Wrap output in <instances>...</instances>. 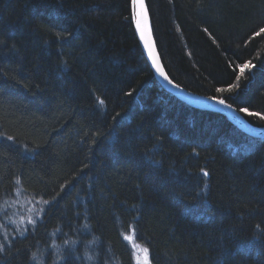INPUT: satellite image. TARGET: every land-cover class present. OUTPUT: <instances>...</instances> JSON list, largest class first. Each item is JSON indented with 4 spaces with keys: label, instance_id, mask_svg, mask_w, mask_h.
<instances>
[{
    "label": "trees",
    "instance_id": "16d2710c",
    "mask_svg": "<svg viewBox=\"0 0 264 264\" xmlns=\"http://www.w3.org/2000/svg\"><path fill=\"white\" fill-rule=\"evenodd\" d=\"M145 2L167 75L264 126V0ZM128 232L264 264V139L160 87L130 0H0V264H135Z\"/></svg>",
    "mask_w": 264,
    "mask_h": 264
},
{
    "label": "water",
    "instance_id": "95a60500",
    "mask_svg": "<svg viewBox=\"0 0 264 264\" xmlns=\"http://www.w3.org/2000/svg\"><path fill=\"white\" fill-rule=\"evenodd\" d=\"M142 2L143 9H141L139 6L140 0H137L136 5L133 4V0H130L132 23L142 52L150 66L155 80L158 82L160 87L167 93L171 94L175 98L195 109L218 112L224 115L232 125H234L245 135L253 138L264 139V126H255L250 124L240 112H238L232 105H230L226 101L223 105L217 103L216 101L221 98L213 99L214 97H207L193 93L175 83L167 75L162 64L158 49L155 45L152 24L146 2L145 0H142ZM141 30L144 31L143 39L141 38ZM145 40L148 41V45L152 50V56H149L148 48L145 47ZM156 65H159L160 71H157ZM161 71L164 73L163 76L160 74ZM165 76L167 77V79L164 78Z\"/></svg>",
    "mask_w": 264,
    "mask_h": 264
},
{
    "label": "snow or ice",
    "instance_id": "6c2138e0",
    "mask_svg": "<svg viewBox=\"0 0 264 264\" xmlns=\"http://www.w3.org/2000/svg\"><path fill=\"white\" fill-rule=\"evenodd\" d=\"M136 3H137V0H133V4L136 5ZM139 6H140L141 9H143V2H142V0H140V4H139ZM262 34H264V27H259V30L256 31V32H254V37H258V36H260V35H262ZM141 38H142V39L144 38V31H143V30H141ZM145 47L148 48L149 56H152L153 53H152L151 48H150L149 45H148V41H147V40H145ZM247 66H248V65H245L244 67H247ZM156 67H157V71H160L159 65H156ZM242 70H243V69H242ZM160 74H161L162 76L164 75V73H163L162 71L160 72ZM164 78L167 79L166 76H165ZM217 91H218V92H224L225 89H223V88H218ZM213 99H215V98H213ZM216 102L219 103V104H222V105L225 103L224 99H219V100H217ZM101 103H103V101H101ZM240 111H241V112H248V109H246V108H241ZM250 114H252V113H250ZM252 115H259V114L256 113V114H252ZM261 119H264V116H261ZM9 139H11V137H9ZM206 174H207V173H205V175H206ZM61 187L63 188V185H62ZM42 203L47 204L48 201H47V200H44V201H42ZM29 223H34V221L30 220ZM85 227H87V225H85ZM64 243H65V244H74L75 241L65 240ZM3 250H4V247H3L2 244H0V252H2ZM147 251H148V250L145 249V252H147ZM32 259H36V256L33 255ZM89 259H91V257H89ZM37 264H42V262H41V261H37Z\"/></svg>",
    "mask_w": 264,
    "mask_h": 264
},
{
    "label": "rangeland",
    "instance_id": "374dc122",
    "mask_svg": "<svg viewBox=\"0 0 264 264\" xmlns=\"http://www.w3.org/2000/svg\"><path fill=\"white\" fill-rule=\"evenodd\" d=\"M124 238L132 250V256L135 264H149L148 251L145 252L146 248L136 241L134 234L132 232H128V234L126 233L124 235Z\"/></svg>",
    "mask_w": 264,
    "mask_h": 264
},
{
    "label": "bare ground",
    "instance_id": "6f19581e",
    "mask_svg": "<svg viewBox=\"0 0 264 264\" xmlns=\"http://www.w3.org/2000/svg\"><path fill=\"white\" fill-rule=\"evenodd\" d=\"M154 37V36H153ZM154 41H155V39H154ZM155 45H156V43H155ZM141 47V46H140ZM156 48H157V46H156ZM144 55V54H143ZM145 57V56H144ZM146 59V58H145ZM148 63V62H147ZM149 65V64H148ZM150 67V66H149ZM258 139V138H257ZM132 251V250H131Z\"/></svg>",
    "mask_w": 264,
    "mask_h": 264
},
{
    "label": "clouds",
    "instance_id": "9594fccd",
    "mask_svg": "<svg viewBox=\"0 0 264 264\" xmlns=\"http://www.w3.org/2000/svg\"><path fill=\"white\" fill-rule=\"evenodd\" d=\"M33 255H35V256H36V253H35V252H33V253H32V256H31V258L33 257Z\"/></svg>",
    "mask_w": 264,
    "mask_h": 264
}]
</instances>
